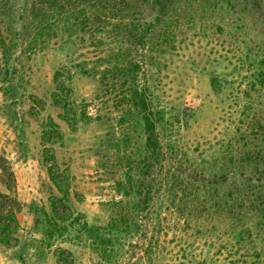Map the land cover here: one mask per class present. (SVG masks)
<instances>
[{
    "label": "rangeland",
    "instance_id": "374dc122",
    "mask_svg": "<svg viewBox=\"0 0 264 264\" xmlns=\"http://www.w3.org/2000/svg\"><path fill=\"white\" fill-rule=\"evenodd\" d=\"M83 6L92 34L68 30ZM170 10L0 0V153L21 203L0 264H264V0Z\"/></svg>",
    "mask_w": 264,
    "mask_h": 264
},
{
    "label": "trees",
    "instance_id": "16d2710c",
    "mask_svg": "<svg viewBox=\"0 0 264 264\" xmlns=\"http://www.w3.org/2000/svg\"><path fill=\"white\" fill-rule=\"evenodd\" d=\"M156 6L157 16L156 19H160L161 16H167L171 11V5L176 2V0H151ZM93 5V4H91ZM96 8H88L83 6V8L76 11L77 15L73 18L72 22L68 25V30L79 29L84 33L92 34L93 23L97 21L98 15L100 14ZM75 12V13H76ZM74 10L72 8V14ZM75 26V27H74ZM70 33H72L70 31ZM80 68V71L89 73V68H85L82 62L76 63ZM66 73L65 79L69 81L71 76V68L68 66L63 67ZM57 75V74H56ZM57 78V77H56ZM57 81V79H56ZM68 81L64 79L61 82H57L58 89L65 90V94L70 92V87L68 86ZM67 104L63 107L66 109ZM143 108L141 109V119L143 123V129L145 132V146L149 149L152 155H155L160 150V144L157 136L156 130V118L154 116V111L150 106L143 101L141 102ZM52 178L54 176L52 174ZM55 181V179H54ZM0 185L5 188V191L0 189V242L6 245H11V240L13 234L17 231L19 223L16 217V212L20 209V202L15 195V175L11 168L8 159L0 153ZM53 204L54 212H57V206L55 202ZM62 218H68V215L61 216ZM77 219V218H76ZM75 219V220H76ZM81 224L86 227L88 222L86 219L81 221Z\"/></svg>",
    "mask_w": 264,
    "mask_h": 264
}]
</instances>
